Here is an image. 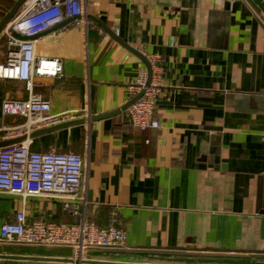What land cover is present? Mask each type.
<instances>
[{
  "label": "crops",
  "instance_id": "0c3cea01",
  "mask_svg": "<svg viewBox=\"0 0 264 264\" xmlns=\"http://www.w3.org/2000/svg\"><path fill=\"white\" fill-rule=\"evenodd\" d=\"M24 1L0 0V63L16 48L3 28ZM84 4V26L65 18L31 37L37 56L63 66L57 77H36L33 92L51 112L70 110V120L85 122L31 138L30 150L82 157L80 214L54 196L0 193V226L18 212L27 221L68 223L83 214L126 233V248L84 254L92 258H264V16L251 0ZM151 54L160 56L165 79L154 108L160 126L141 131L119 109ZM27 97L23 80L0 79V125L22 122L1 117L3 98ZM101 113L113 114L89 120ZM0 252L73 255L68 247L12 243H0Z\"/></svg>",
  "mask_w": 264,
  "mask_h": 264
},
{
  "label": "built area",
  "instance_id": "2783aa9c",
  "mask_svg": "<svg viewBox=\"0 0 264 264\" xmlns=\"http://www.w3.org/2000/svg\"><path fill=\"white\" fill-rule=\"evenodd\" d=\"M85 0H25L19 13L3 28L7 43L14 45L0 63V79L23 80L28 90L26 99L3 98L1 117H20V124L0 125V141L23 140L0 146V193L27 197L54 196L64 209L80 214V185L83 159L70 152L30 150L31 132L74 118L73 111L51 112L50 102L33 92L35 78L57 77L62 74V62L57 58L37 56L32 36L48 30L65 18H74L85 25ZM23 35L25 37H21ZM20 36V37H19ZM150 70L141 71L127 87L128 99L140 96L127 106L125 112L132 127L141 131L158 128L160 121L154 108L165 79L158 54L145 55ZM126 233L114 225L97 226L83 214L75 223L47 220L27 221L24 212L15 214L14 222L0 226V243L68 247L73 255L89 250H119L126 248Z\"/></svg>",
  "mask_w": 264,
  "mask_h": 264
},
{
  "label": "water",
  "instance_id": "95a60500",
  "mask_svg": "<svg viewBox=\"0 0 264 264\" xmlns=\"http://www.w3.org/2000/svg\"><path fill=\"white\" fill-rule=\"evenodd\" d=\"M251 2L256 6L261 15L264 16V0H251ZM67 21H74V18H69ZM110 36L122 44V40H120L114 32L108 30ZM21 37H25L20 35ZM19 36V37H20ZM125 45V44H124ZM148 77L150 75L149 65H148ZM150 77L148 78V80ZM140 96V93L134 95V98L130 99L126 102L119 110H124L134 102ZM117 110V111H119ZM109 114L113 113H101L97 114V116H91L89 120L94 121L99 118H104L109 116ZM85 122V118H78L77 120H68L60 122V124L41 127V129H37L31 132V138L36 137L37 135H41V133L47 131L57 130L63 127L72 126L78 123ZM23 137L20 138H12L5 139L4 141H0V146H4L5 144L15 143L23 140ZM211 152L213 154H218L217 147H211ZM104 255H108L110 258H92L85 255H37V254H20V253H2L0 252V264L14 262V263H22V264H264V258L262 257H241V256H203V255H194V256H185V255H141L134 253H104Z\"/></svg>",
  "mask_w": 264,
  "mask_h": 264
},
{
  "label": "rangeland",
  "instance_id": "374dc122",
  "mask_svg": "<svg viewBox=\"0 0 264 264\" xmlns=\"http://www.w3.org/2000/svg\"><path fill=\"white\" fill-rule=\"evenodd\" d=\"M20 120H21V121H23V120H24V118L22 117Z\"/></svg>",
  "mask_w": 264,
  "mask_h": 264
}]
</instances>
